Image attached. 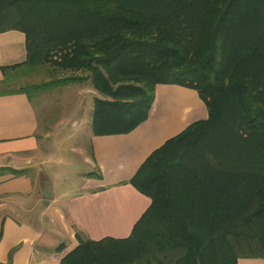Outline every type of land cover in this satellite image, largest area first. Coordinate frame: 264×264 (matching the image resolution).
<instances>
[{"label":"trees","instance_id":"obj_1","mask_svg":"<svg viewBox=\"0 0 264 264\" xmlns=\"http://www.w3.org/2000/svg\"><path fill=\"white\" fill-rule=\"evenodd\" d=\"M5 28L26 33L24 64L80 71L24 86L31 97L91 79L111 98L95 99L97 131L144 120L158 83L197 89L209 111L133 177L152 201L131 234L82 241L61 264L264 256V0H0Z\"/></svg>","mask_w":264,"mask_h":264},{"label":"crops","instance_id":"obj_2","mask_svg":"<svg viewBox=\"0 0 264 264\" xmlns=\"http://www.w3.org/2000/svg\"><path fill=\"white\" fill-rule=\"evenodd\" d=\"M27 57L26 33L0 29V264H61L82 241L131 234L152 201L133 177L153 151L209 111L197 89L158 83L146 118L130 130L97 131L92 115L85 173L76 184L60 182L49 169L67 162L40 150L34 98L11 84L30 70ZM93 92L94 112L95 99L105 97ZM237 264H264V256H240Z\"/></svg>","mask_w":264,"mask_h":264},{"label":"rangeland","instance_id":"obj_3","mask_svg":"<svg viewBox=\"0 0 264 264\" xmlns=\"http://www.w3.org/2000/svg\"><path fill=\"white\" fill-rule=\"evenodd\" d=\"M29 69L21 72L11 84L24 87L80 73L56 68L51 64ZM134 84L141 85L136 82ZM93 90L91 79L49 86L40 90L29 87L40 117V150L44 153L50 151L55 158L67 162L56 164L49 169L58 173L57 178L60 182L63 179L65 181L70 179V183L76 184L79 181V172L85 173V162L90 156ZM100 94L105 97L104 99H111L103 93Z\"/></svg>","mask_w":264,"mask_h":264}]
</instances>
